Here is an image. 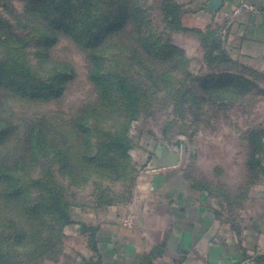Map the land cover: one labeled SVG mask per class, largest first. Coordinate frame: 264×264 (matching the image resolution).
I'll return each instance as SVG.
<instances>
[{
  "label": "rangeland",
  "instance_id": "rangeland-1",
  "mask_svg": "<svg viewBox=\"0 0 264 264\" xmlns=\"http://www.w3.org/2000/svg\"><path fill=\"white\" fill-rule=\"evenodd\" d=\"M98 1L100 22L81 39L104 49L105 88L91 80L90 53L72 33L56 32L51 43L33 5L0 0V61L18 60L36 79L26 81L49 86L16 90L17 77L0 74V254L8 264H92L98 235L141 197L156 176L150 164L168 153L179 178L225 206L264 190V67L215 54L223 28L189 0H134L133 11H146L144 22L133 14L140 34L118 11L105 21L108 0ZM164 5L174 9L167 18ZM148 34L178 52L145 51L139 37ZM52 62L70 66L72 77L52 82L60 71ZM223 75L241 77V86ZM124 215L131 229L134 213Z\"/></svg>",
  "mask_w": 264,
  "mask_h": 264
},
{
  "label": "crops",
  "instance_id": "crops-1",
  "mask_svg": "<svg viewBox=\"0 0 264 264\" xmlns=\"http://www.w3.org/2000/svg\"><path fill=\"white\" fill-rule=\"evenodd\" d=\"M189 1L193 12L223 28L228 54L264 67V0H221L216 13L207 7L210 0ZM242 3L256 11L233 15ZM176 170L155 168L141 197L99 233L101 264H264V190H253L242 205L225 206ZM128 211L135 216L131 229L122 225Z\"/></svg>",
  "mask_w": 264,
  "mask_h": 264
},
{
  "label": "trees",
  "instance_id": "trees-1",
  "mask_svg": "<svg viewBox=\"0 0 264 264\" xmlns=\"http://www.w3.org/2000/svg\"><path fill=\"white\" fill-rule=\"evenodd\" d=\"M24 1L28 3L27 7H29L30 5L34 6L31 13H34L39 16L38 18L40 22L43 24V28L46 29V31L48 32V36H46V38H48V40L51 43H54L57 39L56 32H62V33L70 32L73 34L77 43L89 51L90 53L89 60L91 61L93 65V68L90 73V78L97 86H103V88H105V85L102 84L101 75H100V72L102 70L101 59H102V55L104 54L103 52L104 49L102 47H100V49H97L98 45L91 46L90 43L87 45H83L84 43L81 39L84 35L89 36L91 34V31L94 25H97L100 22V20L96 21L97 16L99 15V12L101 10V7L98 4L99 1L98 0H24ZM133 1L134 0H108V4L105 6L106 9H108V15L106 18H103V19L105 21L109 20L118 11L121 14V20L123 23H125L128 20V21L133 22V25L135 26L138 24L136 28H137L138 34H140L143 30V24L140 22H137L133 14L134 13L138 14V17L142 16L141 18H139V20L141 22H144L143 15L144 13H146V11H143L142 9H135L133 11V8H134ZM163 10L165 13V18H167L168 15H172L174 12L173 8H167L166 5L163 6ZM110 26L111 25L108 24L105 30L103 31L108 32L110 29L114 28V27L110 28ZM120 28H121L120 26L117 27L118 30ZM145 35L139 37L140 38L139 41H141V44L143 45V49L145 51H149V49H147L149 48L148 47V44H149L156 51L163 52L166 49L167 50L165 51L166 54H171L170 52H173V53L178 52V50L172 46L163 45L161 47H156L157 44L154 43V36H152V34H148L149 38H147ZM216 38H217L216 39L217 43H216V49H215L216 53L215 54L221 55V53H223L227 57V54H228L227 50L222 46V43L221 41H219L217 36ZM0 43H5V41L0 40ZM17 43H23V42L18 41ZM46 57H48L47 54H46ZM15 61H16V64L14 63ZM51 65L54 68L56 67L60 69L59 72H57V70L53 71L55 76L51 80L52 82L55 83L56 81H61L62 79L65 81L72 77L73 70L67 64L52 62ZM3 70H5L6 72H10L11 74L10 77H12V75L17 77V80L15 82H17L19 85L16 90H22L28 87V89H32V90L36 89V91L39 92L40 90H43L49 87L43 82L42 83L39 82L35 84V83H31L30 81H26V80H33L34 82L36 81V79L33 73L32 75L27 74V72L20 73V71L23 70V66L19 65L18 60H12V59L11 60H1L0 61V74L3 72ZM65 74L67 75L66 77L64 76ZM221 78H224L223 79L224 81L235 79V82H233V84L235 86H239V87L241 86V84H239L237 81L241 79V77L223 75L221 76ZM10 80L12 81V79ZM117 83H118V89L120 90L121 94L124 97L125 96L129 97L130 93L127 91L125 87V80L119 79ZM9 130H10V127H6L5 129H3L2 132L3 134H6ZM255 144L258 148L262 147L261 143H259L258 141H256ZM6 172L2 174V178L6 176ZM9 179L10 177H8V180ZM0 264H8L5 260V257L1 254H0Z\"/></svg>",
  "mask_w": 264,
  "mask_h": 264
},
{
  "label": "water",
  "instance_id": "water-1",
  "mask_svg": "<svg viewBox=\"0 0 264 264\" xmlns=\"http://www.w3.org/2000/svg\"><path fill=\"white\" fill-rule=\"evenodd\" d=\"M207 7L210 12L216 13L219 11L221 7V0H210L207 4ZM176 160L174 157H170V154L163 155L162 157H159V159L154 160L150 165L154 168H162V167H171L175 166ZM92 264H100V259H97Z\"/></svg>",
  "mask_w": 264,
  "mask_h": 264
},
{
  "label": "built area",
  "instance_id": "built-area-1",
  "mask_svg": "<svg viewBox=\"0 0 264 264\" xmlns=\"http://www.w3.org/2000/svg\"><path fill=\"white\" fill-rule=\"evenodd\" d=\"M242 11H249V12H255L256 9L251 6V5H248V4H245V3H242L241 5H239L235 10H234V13L233 15H238L240 12ZM126 226L130 227L131 226V223L128 221L126 222ZM242 264H255L254 260H247L245 262H243Z\"/></svg>",
  "mask_w": 264,
  "mask_h": 264
}]
</instances>
